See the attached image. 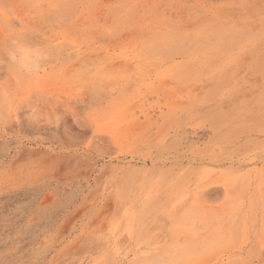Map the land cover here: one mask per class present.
Returning <instances> with one entry per match:
<instances>
[{"label":"rangeland","instance_id":"374dc122","mask_svg":"<svg viewBox=\"0 0 264 264\" xmlns=\"http://www.w3.org/2000/svg\"><path fill=\"white\" fill-rule=\"evenodd\" d=\"M0 264H264V0H0Z\"/></svg>","mask_w":264,"mask_h":264},{"label":"bare ground","instance_id":"6f19581e","mask_svg":"<svg viewBox=\"0 0 264 264\" xmlns=\"http://www.w3.org/2000/svg\"><path fill=\"white\" fill-rule=\"evenodd\" d=\"M251 11V10H250Z\"/></svg>","mask_w":264,"mask_h":264}]
</instances>
